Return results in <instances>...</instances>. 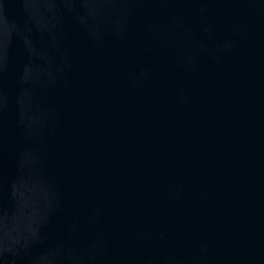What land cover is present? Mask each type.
Masks as SVG:
<instances>
[{"label":"water","instance_id":"obj_1","mask_svg":"<svg viewBox=\"0 0 264 264\" xmlns=\"http://www.w3.org/2000/svg\"><path fill=\"white\" fill-rule=\"evenodd\" d=\"M0 264H264V0H0Z\"/></svg>","mask_w":264,"mask_h":264}]
</instances>
